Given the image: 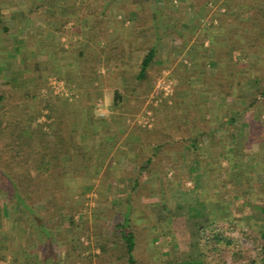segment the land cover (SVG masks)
Wrapping results in <instances>:
<instances>
[{
    "label": "trees",
    "instance_id": "1",
    "mask_svg": "<svg viewBox=\"0 0 264 264\" xmlns=\"http://www.w3.org/2000/svg\"><path fill=\"white\" fill-rule=\"evenodd\" d=\"M67 1L70 7L74 5V0ZM173 1L171 0L170 4L174 3ZM263 1L250 0L242 7L240 4L235 5V8L242 10L246 7L248 9L249 6L258 8L247 16V21L259 25L258 29L253 30V38L237 36V32L247 22L242 20L236 24L235 19L230 20L233 22L231 31L225 32L222 27L224 36L213 37L214 19H219L225 24L230 13L234 12L228 0L220 6L219 0L190 1L189 10L210 22L203 26L198 42L201 50L211 49L214 53L216 73L205 76L201 88L192 90L188 86V70L173 68L168 80L173 79L175 94L171 98V104L165 102L155 108V126L151 129L124 126L122 131L117 119L120 117L125 123L129 116L137 114L144 106L147 96L153 91L163 69L169 67L158 65L157 62L162 38L166 35L185 38L186 34L181 28L189 16L187 8L179 9V18L163 28L162 11L168 12L170 5L168 7L162 0L136 1L137 6L141 7L140 10H135L139 17L137 21L130 20L128 28L129 33L134 32L135 37L124 31L118 20L114 23L105 20L113 15L114 8L119 6V0H92L90 3L89 0H80L79 5L74 6L76 14H71L61 21L57 18V9L53 10V13L47 16L46 24L55 28L61 35L66 33L78 38L68 41L67 49L60 45V54L67 55L70 62L56 64L51 71L33 64V70L38 76L33 82L21 81L17 84L8 81L0 88V203H4L8 212L17 218L19 225L11 234L25 239V246H18L16 250L11 245V239L3 237L5 230L0 229V264H150V257L157 254L168 258L166 262L159 259V264H264V238L257 227L254 226L253 231L248 234L241 230L244 237L260 248L258 254L250 256L239 240L231 235L229 227L238 230L239 223L228 221L229 215L228 218L224 217L225 222L210 219L208 232L201 235L194 244L198 256L177 260L170 251L163 253L162 247H169V243L164 242L163 246L156 247L155 242L159 234L157 229L151 232L149 227L156 224L162 231L159 222L172 225L171 218L160 214L158 221L154 223L155 221L145 213L148 207L138 204L131 194L124 196L126 202L119 212L120 217L122 216L120 221L114 216H117L115 211L119 202L113 204V209L107 217L108 221L114 220L113 226L110 227V242L105 240L102 232H97L94 246L99 252H91V247L84 246L81 242V236L86 234V230L81 222L75 220V216L85 209L88 194L93 191V187L85 185L77 188L67 183L68 179L85 177L87 173L91 175L95 172L93 162L99 147L98 142L111 140L117 144L126 134L130 136L129 143L133 146L129 151L136 154L133 163L140 168V172L138 175L126 170L119 172L136 177L133 189L140 184L142 171L152 170V167L158 173V182H161L166 175V169L161 162L165 159L167 151H182L190 142L195 153L204 137H210V145L215 147L212 136L223 128L230 133L231 139L228 145L223 144L226 147L235 144V151L248 155L247 160L252 162L255 176L259 174L263 184L264 162L258 159L257 152L259 146L261 152L264 151V122L261 125L245 119L250 132L245 138L240 137V142L234 143L240 125L239 116L248 109L255 108L260 100L259 96L264 98V19L260 7ZM3 4L0 0V30L7 34L8 27L3 22ZM48 4L53 6L55 2L39 1L40 8L34 13L37 12V16L42 18ZM221 7L226 8L225 12H220ZM81 19L87 21V30L79 27ZM71 21L74 22L73 25L64 32L63 28ZM168 27L171 33L165 32ZM149 32L153 33V36L145 35ZM139 38L143 39L139 49H136V39ZM192 39L193 36L187 34L185 40L191 42ZM207 40L210 45L205 48L204 43ZM244 40L250 41L249 49L253 50L252 54L256 57L258 65L249 76L242 74L241 62H235L236 54L243 57L249 55V50L241 43ZM192 45L189 48L190 55H194L195 51L194 44ZM141 51L143 56L138 64ZM51 75L64 80L68 90L77 96L74 95L75 97L69 100L54 95L48 85ZM106 88L113 92V114L110 122L99 134H95L92 133L95 127L85 123L84 114L93 109V96L102 97ZM182 89L187 91L188 97L178 96V91ZM210 97H215L221 106H210ZM241 102L247 105H241ZM192 110H202L203 115L207 113L219 118L204 116L198 121L199 130L196 132L189 126L188 112ZM43 117L45 121H41ZM83 133L86 134L85 137L81 136ZM95 139L98 145L93 143ZM120 154V151L116 150L113 159ZM229 159L231 163L227 168L217 169L212 165L214 162H220V157L210 153L208 157L200 160L208 168V175H211L210 184L214 190L228 186L232 181L238 184L249 183L253 177L251 174L238 175L234 178L236 180L231 181L229 175H232L231 167L234 163L232 158ZM102 168H98L96 173L100 175V180L124 183L125 180L115 174L116 164L109 163L101 172ZM220 169L225 173V178L216 180L212 176ZM251 190L254 191L253 188ZM162 193L161 190V197ZM162 207L167 206L162 204ZM142 215L146 216L141 219ZM63 220L68 222L69 228L63 227ZM104 224L106 225V222ZM171 246L177 249L175 242H172ZM86 252L88 253L85 254Z\"/></svg>",
    "mask_w": 264,
    "mask_h": 264
},
{
    "label": "rangeland",
    "instance_id": "2",
    "mask_svg": "<svg viewBox=\"0 0 264 264\" xmlns=\"http://www.w3.org/2000/svg\"><path fill=\"white\" fill-rule=\"evenodd\" d=\"M2 1L4 3L3 13L7 16L9 15L8 13H10L13 9V7H11L14 5L13 3H17V10L28 13L29 15H37V12H34L40 8L38 0ZM162 1L168 4V7L170 5L168 12L166 10L162 11V21L164 22L162 25L163 28H165L166 24H171L174 19L179 18V9L187 8L189 16L181 28L182 32L186 34V36L185 38H180L176 35H166L162 38L158 48L157 62L158 65H168L169 67L163 69L162 75L157 79L155 87L153 91L147 96L142 109L137 114L129 116L125 120L126 124L121 121L120 117L117 119V121L120 122V131L124 129V126L129 128L133 126H139L142 129H151L155 126L157 121L155 108L159 107L160 104L165 102L171 104V98L175 94L173 79L168 80V76L170 75V72L173 70V68L181 67L188 70V86L192 88V90L201 88L202 79L207 75H214L217 70L216 62L213 60L214 53L210 51L211 49L209 51H205L204 49L201 50L198 42V38L201 36L200 32L203 26L210 24L208 19L203 17L202 19L199 17L197 18V13L189 10L191 7L188 6V3L186 2L179 3L174 1V3L170 4V0ZM248 1L250 0H228V3L230 4L229 6L234 12L230 13L229 20L228 22L226 21L225 24H223L219 19H214V27L212 29V35L214 38H222L224 36L222 33L223 28H225V32L231 31V24H233V22L230 20L233 19H235L236 24L242 20L247 22V24L237 32V36H241V38H251L253 36L255 32L253 30L258 29L259 25L247 21V16L258 8L256 6H249L248 9L246 7L243 10L235 8V5L240 4L242 7V5ZM90 2H92V0H89V3ZM127 2L125 8L129 9L130 1ZM219 2L218 5L220 6L222 2H225V0H219ZM260 5L262 10V18L264 19V1ZM43 8L44 7L42 6V9ZM55 8L56 4H53L51 9ZM225 9V7H221L220 12H225ZM72 10L75 11L74 8ZM187 23H191L192 28H189L188 26L186 27ZM169 28L170 27H168V29L165 31L166 33H171ZM187 34L193 36L191 42L185 40L187 39ZM145 35L147 37H151L153 36V33L149 32ZM142 39L143 38H140L141 42ZM226 42L227 41L225 40V43ZM241 43L245 49L249 50V55L248 57H243L242 55L236 54L235 62H241L244 68L241 69L242 74L249 76L251 73H254L258 65L255 61L256 57L254 54H252L253 50H251V48L249 49L250 41L244 40ZM192 44H194L195 47V51H193L195 56L190 55L189 48L190 46H193ZM209 45L210 41H205L204 47L207 48ZM233 52H235V50H233ZM138 53L139 52H137V55ZM139 54L138 64L140 63L141 57L143 56V51H141ZM102 72H104V70H102ZM51 79L58 80L57 83L61 93L57 94L58 90L53 88L52 85L55 86V84ZM161 81H164L167 86L171 87V89L165 91L162 87H158L159 82ZM48 85L54 95H60L63 98H68L69 100H72L75 96H77L76 93L68 90L64 80L54 77L53 75L49 77ZM112 94V90L106 88L102 97L99 98L96 95L93 96L92 103L94 107L84 114L85 123H90L92 124L93 128L95 127V130H93L92 133L94 132L95 134H99L100 130H102V128L110 122L113 114L111 109L113 104ZM178 96L185 98L188 97V93L182 89L178 91ZM259 99L260 100L258 101V104L255 108L248 109L246 113L241 114V117L239 116L240 125L238 127V133L234 143L237 144L240 142L238 141L240 137L243 136V138H245L250 132V127H248L249 125H247L245 119H250L253 123H259L261 125L263 124L264 98L259 96ZM209 100L210 101L208 104L210 106H221L215 97H210ZM241 105L246 106L247 104L245 102H241ZM204 116L207 118H219L217 115L209 116L207 113L206 115H203L202 110L201 112L198 110H192L188 112L190 123L189 126L193 127L195 131L198 132V121L204 118ZM41 121H45V117H43ZM229 135L230 133L226 132L225 129H219L212 136L213 143L216 144L215 147L210 145V143H212V141H209L210 137H204L203 142L199 145L198 151L195 153L192 150L190 142L184 146L182 151H167L165 153V161L163 160L161 162L162 166L166 169V175L163 176L162 181L158 182V173L152 167V170L148 171L146 169L142 171L140 184L135 189H133V183L136 177H134V175H124L119 172V170H126L136 175H138L140 172V168L133 163V159L135 158L136 154L129 151V148H133L132 144L129 143L130 136L126 134L117 144H114L111 140H106L103 143L98 142L96 139L93 140V143L96 144L98 142L99 144V147L94 154L95 156L93 164L95 165V172L91 173V175L87 173L85 177L71 178L67 180L69 185L77 188L84 187L85 185H90L93 187V191H90L88 194V201L85 204V209L81 214L75 216V220L81 222L82 226H84L86 230V234L81 236L82 244H84V246H90L91 248L90 250L88 249L89 251L98 253L99 249H96L94 246L98 237L96 234L97 232H102L105 240L110 242V227L113 226L114 220L108 221L107 217L113 209V204L119 202L117 210L115 211L117 216H114L118 221H120L122 216L120 217L119 212L122 210L123 204L125 205L126 202L124 196L131 194L138 204L148 207L145 209V213L148 214L147 216H149L151 220L155 221L154 223L158 221V215H163L165 218H171L173 222L172 225L159 222L160 228L162 227V231L157 228L158 225L152 223V225L149 227V230L152 232L153 230L157 229L159 238L157 242H155V246L160 247L163 246L164 242L169 243V247H162V252H172L173 256L175 255L174 258L177 260L198 256L197 252L195 251L196 249L194 244L198 241L201 235L208 232V226L211 224L210 219H217L219 222H225L224 217L228 218V215V221L239 223L238 230H233L232 227H229L231 235L239 240L240 244L246 249L247 254L250 256H255L258 254L260 248L258 249L256 244L244 237L241 234V230L246 231L248 234L253 231L254 226H256L258 232L260 235H262V238H264V183L262 184V181H260L259 174L255 176L256 173L253 170L252 162L250 161L249 163L247 160L248 155H244L241 151H235V144H232L231 146L229 143L230 146L228 147L223 144L225 143L228 145V142L231 140ZM81 136L85 137L86 134L83 133ZM102 145L104 146L103 148ZM116 150L120 151L121 154L116 159H113ZM210 153L220 157L221 160L216 164L215 162L213 163L212 166H214L215 169L227 168L231 163V159L229 158H232L234 165L231 167V170H233L232 175L231 173L229 175L231 181L232 179L236 180L234 178H236L238 175L251 174L253 177H251L249 183L240 182L238 184L236 181H232V184L220 188L219 190H214L210 184L211 182L209 179L211 178V175H208V168L206 167L205 163L200 162L201 159L208 157ZM257 153L258 159L264 162V151L261 152V146H259V151ZM109 163L116 164L117 169L115 170V174L121 180H125L124 183L109 181L104 182L100 180V175L96 174L99 170L98 168L103 167L101 169L102 172L104 167L106 168ZM224 174L225 173L222 171V169H220L216 170V174H214L212 177L218 180L225 178L223 177ZM237 180L239 181V179ZM101 185L102 187H100ZM251 188H253L254 191H252ZM161 190L163 191L162 197L159 194ZM141 191L143 193H141ZM162 204L166 205L167 207L163 208ZM8 213V226H18L19 224L17 218L14 217L13 213ZM145 216L146 215H142L140 218L142 219ZM115 218L113 217V219ZM104 222H106V225ZM62 225L64 228H69V224L65 220H63ZM224 225L225 224H223V226ZM144 226L148 228V226ZM172 242H175L177 249H175L174 246H171ZM154 253L157 252L154 251ZM159 259L166 262L168 258L158 254L152 255V257L149 259L150 264H159ZM228 264H230V262H228Z\"/></svg>",
    "mask_w": 264,
    "mask_h": 264
},
{
    "label": "crops",
    "instance_id": "3",
    "mask_svg": "<svg viewBox=\"0 0 264 264\" xmlns=\"http://www.w3.org/2000/svg\"><path fill=\"white\" fill-rule=\"evenodd\" d=\"M38 1H45L46 3L52 2V0ZM127 1H130L129 9L125 8L128 3ZM136 1L119 0V6L114 8L113 15L106 17L105 20L113 23L118 20L120 24L123 25L122 29L128 32L130 36L135 37L136 35L134 32L129 33L130 30L128 31V28L130 26V20L137 21L139 17L135 10H140L141 7L137 6ZM174 1L179 3L192 2V0ZM54 2L56 4L55 9H57V18L61 21L71 14H76L77 11L70 9L74 8L75 5H79L80 0H74V5L71 7L67 4V2H69L67 0H54ZM13 4L14 5L11 6L13 9L8 13V16L3 13V22H5L8 27L7 34H4L2 30H0V88L4 87V84L8 81L17 84L21 81L33 82L34 79L38 77L33 70V64L51 71L56 64H66L70 62L67 55L60 54L62 50L60 45H63L62 48L67 49L69 48L68 41H75L78 39L71 34L64 33L61 35V33L55 31V28L46 24L47 16L52 14L53 10H55L51 9L52 4L46 5V9H44L45 13L42 18L35 14L29 15L23 11H19L17 10V3ZM198 17L199 15L197 18ZM73 23L72 21L68 23L63 28L64 32H67ZM79 25L82 30H87L88 23L86 20L81 19ZM187 26L192 28L191 23H187L186 27ZM136 41L135 47L139 49L141 40L139 38L136 39ZM0 217L2 225L0 229L5 230L3 237L11 239V245L16 250L19 248L18 246H25L24 238H21L17 234H11V232L17 228L15 225L12 227H10L11 225L8 226L7 221L9 222V213L4 203H0Z\"/></svg>",
    "mask_w": 264,
    "mask_h": 264
},
{
    "label": "built area",
    "instance_id": "4",
    "mask_svg": "<svg viewBox=\"0 0 264 264\" xmlns=\"http://www.w3.org/2000/svg\"><path fill=\"white\" fill-rule=\"evenodd\" d=\"M51 80H53L54 81V84H55V86H54L51 83V85L53 86V88H55V90H58V93L57 94L61 93V91L59 90L58 83H57L58 80H56V79H51ZM158 87H162L165 91H168L169 89H171V87L170 86H167V84L164 81L159 82Z\"/></svg>",
    "mask_w": 264,
    "mask_h": 264
}]
</instances>
